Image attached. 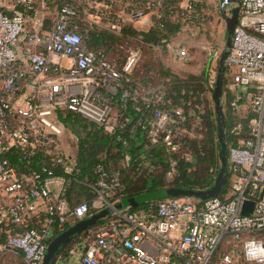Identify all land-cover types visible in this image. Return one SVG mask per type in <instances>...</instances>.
I'll list each match as a JSON object with an SVG mask.
<instances>
[{"label": "built area", "instance_id": "1", "mask_svg": "<svg viewBox=\"0 0 264 264\" xmlns=\"http://www.w3.org/2000/svg\"><path fill=\"white\" fill-rule=\"evenodd\" d=\"M168 1L0 0V260L15 253L23 264H41L58 231L122 200L120 171L110 163L94 167V182L77 179V138L58 123L61 113L101 129L119 165L143 176L162 167L174 183L180 164L203 154L206 93L177 84L173 73L135 75L139 47L117 62L85 44L93 27L119 34L124 15L145 24ZM236 6L224 77L244 115L231 130L227 194L114 212L86 230L81 264H264L257 237L264 232V0ZM194 7L178 0L170 13L186 25ZM151 48H164L174 62L189 59L173 41ZM216 76L210 70L205 85L214 88ZM69 180L93 199L72 205ZM246 201L253 207L242 215Z\"/></svg>", "mask_w": 264, "mask_h": 264}, {"label": "trees", "instance_id": "2", "mask_svg": "<svg viewBox=\"0 0 264 264\" xmlns=\"http://www.w3.org/2000/svg\"><path fill=\"white\" fill-rule=\"evenodd\" d=\"M177 2L178 0H169L162 7L158 8L160 17L155 19L153 25L146 31H138L131 25H124L119 34H114L110 31L99 30L93 27L88 33V39L85 44L90 49L104 51L109 60L121 62L126 55L128 45H133V39L137 42L139 37L136 45H143L144 55H149V50L152 49V46L167 45V43L177 35L182 26L185 25V23L178 19L175 21L171 19L172 14L170 13V9L173 5L177 4ZM173 10L174 12L176 11V9ZM194 12L201 13V7L195 5ZM147 67H150V64ZM162 73L170 74L166 71ZM194 80H197V78L193 76H189L188 78L174 76V81L177 84L187 87H190ZM223 109L226 143L228 146H231L235 136L231 133V130L240 121V115L235 109L227 91L225 77L223 80ZM211 118V120L206 122L208 134L205 135L201 143L203 154H196L193 161L189 164H180L178 169L180 175L172 186H180L189 190H202L212 183L214 173L219 166V161L214 113ZM58 123L63 126L65 132L71 137L77 138L76 160L80 170L77 176L79 181L83 180L85 177H87L90 182L96 181L97 175L93 173L94 167L110 163L112 168L119 169L120 171L124 189L118 196L122 199L167 187L161 177L143 176L136 173L134 168L119 165L118 155H113L111 152L115 145L111 143L109 137L105 136L97 126L84 121L76 114L68 112H63L59 115ZM189 166H191L192 171L186 173V168ZM130 173L134 176H138V178H133ZM227 191L228 184H226L224 192L219 198L223 199ZM94 196L95 193L91 189L80 183L69 180L65 197L72 205L90 201ZM115 199L116 198L113 200ZM102 222L103 220L97 225ZM65 229L64 227L62 230L58 231L57 235ZM263 233L258 234L257 237L264 240ZM86 234L87 231H83L81 234L72 238L60 250L58 257L63 259L70 255L71 252L75 251L78 244L83 245V237Z\"/></svg>", "mask_w": 264, "mask_h": 264}, {"label": "rangeland", "instance_id": "3", "mask_svg": "<svg viewBox=\"0 0 264 264\" xmlns=\"http://www.w3.org/2000/svg\"><path fill=\"white\" fill-rule=\"evenodd\" d=\"M183 2H190L193 5H198L201 7L202 12H194L193 17L189 23L183 25L177 35L172 38L173 43L185 45L188 48L189 59L185 63L174 62L171 60L169 53L164 49L159 51L149 50V55H144L143 45H136L137 42L133 39V45H128L127 50L131 47H139L143 52V57L139 63L138 68L136 69L135 75L142 76L146 73H157L161 74L163 71L168 73H173L174 75L180 78H188L193 76L197 80L192 81L191 88L199 90L206 93V122L211 120L212 114L214 113V104L210 98L213 89L208 85H205V81L208 78L209 71L213 70L218 71V62L221 56V53L224 50L225 44V23L221 18L219 5L220 0H179ZM139 29L140 26H139ZM143 29V28H142ZM150 67H147L149 66ZM216 69V70H215ZM224 80V78H223ZM223 108V100H222ZM240 116L244 115L242 108L239 107L237 110ZM224 113V109H223ZM215 116V115H214ZM207 125V124H206ZM208 134V126L207 132ZM217 141V138H216ZM227 144V143H226ZM228 147V145H227ZM228 154V151H227ZM219 161V159H218ZM163 168H158L154 174L150 175L151 177H161L165 182L166 188H160L158 190H153L151 192H146L134 196L136 198H153V201L163 200L165 198H174L175 196L182 195V193L187 190L184 187L172 186L174 183H169L164 176ZM192 171V168L190 172ZM218 171L214 173V178L212 183L205 189L197 190L201 191L199 196H191L194 199L204 201L206 199L215 197H220L226 187L228 182L229 173L227 171V177L225 179L224 185L220 182L222 180L218 179ZM131 174V173H130ZM134 174V172H133ZM132 175V174H131ZM133 178H138V176L132 175ZM176 181V179H175ZM131 197V198H134ZM129 199V198H125ZM264 236V233H263ZM83 245H77L76 250L73 251L67 257L63 259L59 258V261L56 264H81L80 257ZM7 261L0 260V264H7Z\"/></svg>", "mask_w": 264, "mask_h": 264}, {"label": "water", "instance_id": "4", "mask_svg": "<svg viewBox=\"0 0 264 264\" xmlns=\"http://www.w3.org/2000/svg\"><path fill=\"white\" fill-rule=\"evenodd\" d=\"M237 0H220L219 11L222 20L225 23V44L224 50L221 53L218 62V71L215 81V86L211 95V100L214 104V115L216 121V138H217V149H218V159H219V171L217 180H222L220 183L224 185L225 179L227 177L228 171V147L226 144L225 135V124H224V113L222 108V96H223V78L225 74V59L228 56L229 49L231 47V38L233 31L238 22L239 7L236 6ZM230 8V9H228ZM227 184V183H226ZM201 191L197 190H185L182 195L175 196L174 198L199 196ZM129 198L122 199L119 202L114 203L111 207L104 208L97 211L87 218L67 227L64 231L56 235L48 243L47 249L45 251L43 260L41 264H56L59 261L58 253L60 250L74 237L81 234L83 231L90 229L91 227L97 225L101 220L106 217L111 216L114 212L126 208H138L147 203L156 202L153 198ZM213 198L215 195L212 196ZM169 199V198H165ZM164 200V199H163ZM208 200V199H206ZM204 200V201H206ZM160 201V200H157ZM253 207V202L246 201L244 207L241 211L242 215H249Z\"/></svg>", "mask_w": 264, "mask_h": 264}, {"label": "crops", "instance_id": "5", "mask_svg": "<svg viewBox=\"0 0 264 264\" xmlns=\"http://www.w3.org/2000/svg\"><path fill=\"white\" fill-rule=\"evenodd\" d=\"M158 17H160L158 9H155V10L151 11L150 13H148L146 15L145 18H146L147 22L145 24L138 23V22L137 23L130 22L129 19L124 15L123 16V20H122L123 21V25L122 26L131 25L132 27H134L138 31H146L153 25L154 20L158 19ZM171 19L173 21L177 20V18L175 16H172ZM139 26H140L141 29H139ZM102 27L103 28L100 27L98 29L99 30H106L104 28L105 27L104 25H102ZM6 258H7V262H6L7 264H23L22 263V259H21V255H19V254L11 253Z\"/></svg>", "mask_w": 264, "mask_h": 264}]
</instances>
